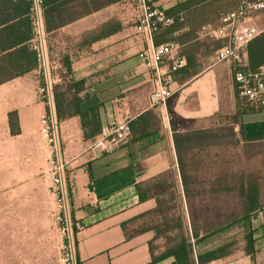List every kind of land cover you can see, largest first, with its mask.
Listing matches in <instances>:
<instances>
[{
	"label": "crops",
	"instance_id": "crops-1",
	"mask_svg": "<svg viewBox=\"0 0 264 264\" xmlns=\"http://www.w3.org/2000/svg\"><path fill=\"white\" fill-rule=\"evenodd\" d=\"M173 3L159 7L165 10ZM128 4L118 1L93 10L45 37L54 83L60 82L58 71L68 59L74 80L85 81L80 108L98 106L101 131L111 121L126 122L129 128L126 144L91 152L92 140L83 138L79 116L58 122L70 213L82 224L73 234L77 264L172 263L174 257L165 255L172 245L168 237L191 228L189 212L188 226L183 221L186 199L173 131L208 130L215 117L234 114L237 107L231 64H204L201 49L198 72L188 75L181 68L173 74L166 110L152 105L155 81L139 56L144 43L135 29L136 11ZM26 44L33 49L31 39ZM41 76L33 68L0 83V264H40V250L50 245L47 233L55 201L42 132L46 105L39 92ZM12 111L18 118L17 134L9 127ZM233 129L242 140L264 143V106L248 107ZM255 177L260 208L264 167ZM200 178L190 175L191 181ZM257 210L245 221L253 238V259L242 247L237 257L209 264H264V218Z\"/></svg>",
	"mask_w": 264,
	"mask_h": 264
},
{
	"label": "trees",
	"instance_id": "trees-1",
	"mask_svg": "<svg viewBox=\"0 0 264 264\" xmlns=\"http://www.w3.org/2000/svg\"><path fill=\"white\" fill-rule=\"evenodd\" d=\"M118 1L120 0H43V16L46 31L58 28L69 20L76 19L93 10L103 8ZM215 1L174 0V3L164 10L166 15L174 17V22L169 26L158 28L155 32V42L157 44L173 42L181 46L179 53L186 59V65L182 69L188 75L198 72L197 53L200 49L206 48L204 41L207 39L212 40V50H216L221 46V41L212 37L206 36L202 39L198 37V31L202 25L214 24L207 17L208 13L213 12L210 7ZM237 2L238 0L232 8L237 5ZM29 7L30 3L27 0H0V83L22 75L33 68L38 69L36 52L32 48L29 49L26 44L33 36ZM220 15L217 16L216 22H218ZM184 28L186 29L183 30ZM263 62L264 31L248 43L246 48V64L242 69L254 71ZM62 67L63 69L58 71L60 82H56L52 86L56 120L59 122L71 116H79L83 138L93 140L101 132L98 106L84 110L80 108L82 97L79 96V92L83 90L85 81L83 79L74 80L68 59L62 61ZM234 93L237 100L236 112L226 115L227 118L231 119V123L226 126V130L230 136L236 138L237 134L233 128L235 124H238L239 116L248 107L252 108L255 104L239 96L235 83ZM8 122L11 133L17 134L19 126L15 111L8 113ZM172 128H174V124ZM221 129L220 127H213L208 130L184 133L173 131V141L183 177L185 197L189 198L193 193V189L192 187H188L187 181L189 180L183 170L184 152L217 144V140L221 136H224L220 132ZM256 179L255 176L249 173L244 178H241L237 187H234L238 192L239 200L237 206L240 211L237 215L230 217V221L226 225L200 230L194 222H191L190 235H187L184 229H178L177 235L173 239L169 238L172 245L165 251L166 256H173L175 259L170 264H209L224 261L223 251L230 243L213 244V247L209 249H203V246L208 245L211 238L236 224L245 227L243 231L245 244L242 250L245 254H250L253 259V238L250 230L246 229L245 221L250 218L253 211L261 208H258L260 206L259 182ZM190 182L192 181L190 180ZM219 188L221 189L222 187ZM230 188H233V186L228 185L227 189ZM214 190L216 191L215 187ZM234 212L235 210L231 213Z\"/></svg>",
	"mask_w": 264,
	"mask_h": 264
},
{
	"label": "built area",
	"instance_id": "built-area-1",
	"mask_svg": "<svg viewBox=\"0 0 264 264\" xmlns=\"http://www.w3.org/2000/svg\"><path fill=\"white\" fill-rule=\"evenodd\" d=\"M30 3L29 17L33 36V49L37 55L38 70L42 75L39 92L44 99L46 112L41 118L42 132L49 146L51 174L50 193L57 207L56 226L60 234L59 264H77L73 234L81 230L82 224L71 216V206L66 191V160L61 149L58 122L55 116L52 86L54 84L46 47V28L43 16V0H27ZM129 3L136 11L135 29L141 36L144 46L139 52L144 64L150 68L155 87L150 94L152 105L166 110L171 95L172 76L186 65V59L178 52L173 42L157 44L155 32L158 28L169 26L174 17L166 15L164 9L156 6L153 0H120ZM264 11V0H238L237 5L222 13L217 24H204L198 34L221 41V46L212 54L213 62L227 61L232 66V76L241 98L255 105L264 106V62L254 71L242 69L246 64L248 43L263 29L251 22L253 13ZM129 140L126 122L111 121L108 127L93 139L88 147L91 152L113 151ZM264 218V206L257 210ZM193 241V239H192Z\"/></svg>",
	"mask_w": 264,
	"mask_h": 264
},
{
	"label": "rangeland",
	"instance_id": "rangeland-1",
	"mask_svg": "<svg viewBox=\"0 0 264 264\" xmlns=\"http://www.w3.org/2000/svg\"><path fill=\"white\" fill-rule=\"evenodd\" d=\"M236 1L216 0L210 7L213 12L208 13L207 18L214 25L215 23L217 24L218 22L215 21L217 16L232 8ZM153 2L156 6L162 7L167 3L174 2V0H153ZM251 22L264 31V11L253 13ZM204 42L206 43V48H202L201 53L204 64H206L213 61L212 54L214 50H212V40L207 39ZM201 66L202 60L199 59L197 67ZM229 123H231V119L227 118L226 115L215 117L214 127L222 128L220 132L224 135L217 140V144L184 152L183 170L189 180L187 181L188 187H192L193 189L191 196L189 198L185 197L186 205L184 204L185 208L183 209L185 226H188V212L190 223L194 222L200 230H202L200 227L206 225H214L215 228L226 225L230 221V217L237 215L240 211L237 206L239 200L238 192L234 187H237L241 178H244L249 173L253 176L255 174L256 176H261L262 174L264 167V143L247 142L240 137L239 139L230 136L226 130V126ZM197 173L202 178L199 181L190 182V175ZM228 185H232L233 188L227 189ZM214 187L216 191L214 190L212 193L211 188L214 189ZM219 187L222 188L220 189ZM233 210L235 212L231 213ZM57 216V207L54 205L52 224H50V229L47 233L50 245L40 250V264H59L58 257L61 241L55 223ZM184 231L187 235H190L189 229L186 228ZM243 231L239 224L232 225L213 237L214 239L211 238L208 247H212L213 244L230 243L223 251V258L230 259L237 257L240 255V250L243 247ZM177 233L178 231H172V234L168 238L173 239ZM44 238H46L45 233ZM206 247L207 244L203 246V249H206Z\"/></svg>",
	"mask_w": 264,
	"mask_h": 264
}]
</instances>
